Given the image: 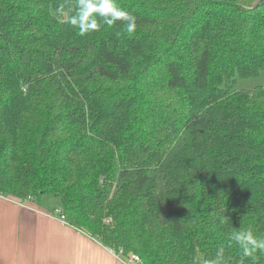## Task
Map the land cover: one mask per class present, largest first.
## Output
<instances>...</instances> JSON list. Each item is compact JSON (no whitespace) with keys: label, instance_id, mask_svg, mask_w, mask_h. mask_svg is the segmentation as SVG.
Returning a JSON list of instances; mask_svg holds the SVG:
<instances>
[{"label":"trees","instance_id":"16d2710c","mask_svg":"<svg viewBox=\"0 0 264 264\" xmlns=\"http://www.w3.org/2000/svg\"><path fill=\"white\" fill-rule=\"evenodd\" d=\"M255 1L116 0L135 32L81 36L75 0H0V196H54L141 264H240L231 228L264 237V85L232 87L264 71Z\"/></svg>","mask_w":264,"mask_h":264},{"label":"crops","instance_id":"0c3cea01","mask_svg":"<svg viewBox=\"0 0 264 264\" xmlns=\"http://www.w3.org/2000/svg\"><path fill=\"white\" fill-rule=\"evenodd\" d=\"M39 201L0 196V264H125Z\"/></svg>","mask_w":264,"mask_h":264},{"label":"clouds","instance_id":"9594fccd","mask_svg":"<svg viewBox=\"0 0 264 264\" xmlns=\"http://www.w3.org/2000/svg\"><path fill=\"white\" fill-rule=\"evenodd\" d=\"M63 9V5H61ZM74 15L70 23L79 29L81 36L97 30L99 21L104 25L112 26L122 23L123 30L129 35L136 30V17L119 7L116 0H75ZM117 35H120L118 32ZM222 224H231L229 218L221 217ZM229 239L239 246L241 250L240 264H244L245 258L254 257L257 252L264 253V237L257 236L252 230L231 228ZM205 264H228L223 249L219 250L216 257L206 260Z\"/></svg>","mask_w":264,"mask_h":264},{"label":"rangeland","instance_id":"374dc122","mask_svg":"<svg viewBox=\"0 0 264 264\" xmlns=\"http://www.w3.org/2000/svg\"><path fill=\"white\" fill-rule=\"evenodd\" d=\"M261 85H264V71L260 72L259 75L254 78H248V79L236 78L235 83L232 85V87L235 90H241V89L251 90ZM39 199L40 201L38 204H40L42 208L51 211L53 215H55L56 212L59 210L60 207L59 200L54 196L44 195ZM34 200L36 201L37 199Z\"/></svg>","mask_w":264,"mask_h":264},{"label":"built area","instance_id":"2783aa9c","mask_svg":"<svg viewBox=\"0 0 264 264\" xmlns=\"http://www.w3.org/2000/svg\"><path fill=\"white\" fill-rule=\"evenodd\" d=\"M32 200L31 198H27L26 200H23L21 202ZM63 225L67 224L66 218L64 215L60 214V210L56 212L54 215ZM109 251L115 255L117 258H119L123 263L125 264H141L140 258L135 254H129L127 257H122L120 254L115 253L113 250L109 249Z\"/></svg>","mask_w":264,"mask_h":264},{"label":"water","instance_id":"95a60500","mask_svg":"<svg viewBox=\"0 0 264 264\" xmlns=\"http://www.w3.org/2000/svg\"><path fill=\"white\" fill-rule=\"evenodd\" d=\"M254 5H255V6H262V5H264V0H256V1L254 2Z\"/></svg>","mask_w":264,"mask_h":264}]
</instances>
